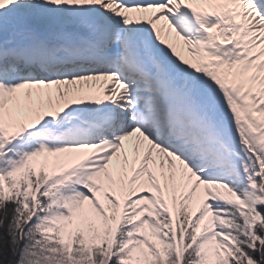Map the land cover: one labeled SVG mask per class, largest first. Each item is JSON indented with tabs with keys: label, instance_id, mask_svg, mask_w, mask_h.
Returning <instances> with one entry per match:
<instances>
[{
	"label": "snow or ice",
	"instance_id": "6c2138e0",
	"mask_svg": "<svg viewBox=\"0 0 264 264\" xmlns=\"http://www.w3.org/2000/svg\"><path fill=\"white\" fill-rule=\"evenodd\" d=\"M0 264H264V0H0Z\"/></svg>",
	"mask_w": 264,
	"mask_h": 264
}]
</instances>
